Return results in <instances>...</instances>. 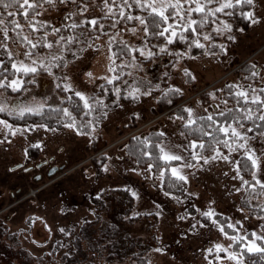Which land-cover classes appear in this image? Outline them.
Instances as JSON below:
<instances>
[{
    "label": "rangeland",
    "instance_id": "rangeland-1",
    "mask_svg": "<svg viewBox=\"0 0 264 264\" xmlns=\"http://www.w3.org/2000/svg\"><path fill=\"white\" fill-rule=\"evenodd\" d=\"M77 4L60 3V0L41 3L34 15L26 17L23 23L17 22L19 28L9 29L6 23L0 24V44L6 46L0 47V63L1 57L7 55L12 57L13 63L23 61L31 64L35 60L37 64L34 66L38 67L41 61L49 63L53 55L61 57L52 61L59 65L51 69L52 74L48 72V76L34 79L35 85L26 93L24 102L31 105L45 100L47 104L60 101L54 93L57 84L63 89L70 85L71 91L65 92H81L89 97L102 82L118 76L112 71L118 64L125 77L117 84L115 92L119 89L120 94L130 96L129 92L139 87L141 94L135 99L121 101L107 113L100 128L94 129L92 134H79L74 127L66 126L48 128L36 125L25 131L27 128L7 120L11 130L0 124V226H5L10 232L26 229L27 218L37 216L39 219H33L32 225L42 235L36 239L48 244L52 239L64 236L66 232L61 228L79 225L84 217L91 218L90 195L102 187L126 188L132 196L134 213L154 214L149 219L155 223L160 245L151 251V264H237L236 260L228 259L230 254L239 256L242 264H248L241 256L243 245L247 240L255 239L253 233L264 236V189L259 194H245L246 185L242 186L241 180L233 177L237 174L235 162L247 149L253 150L264 163V133L249 134L246 124L239 128L232 123L247 138L243 140L245 147L225 153L220 150L229 157L228 160L217 158L207 164L203 160L199 163L194 160L191 163L195 167H183L185 162L191 161L194 151L188 145L193 140L183 135L180 129L183 121L168 112L182 103L184 109L190 107L193 110V118L221 112L233 102L227 99L230 94L227 85L246 88L251 85L257 90L264 87V0H254L253 5L245 8V12H253V19L258 21L252 23L248 20L245 27H240L237 22L233 24L226 15L218 13L219 20L231 24L232 31L218 34L213 29L217 26L222 28V25L211 23L212 32L204 30L199 39L205 45L203 53L199 54H191L189 48H172L165 52H161V48H151L139 21H127L120 16L121 11L142 16L131 12L123 0H115L114 3L109 0L111 13L104 0L87 3V12L81 11L84 4L78 0ZM91 19L102 20L99 25L104 27L98 26V32L93 33L81 27L86 23L81 24V21ZM132 21L134 23H130ZM73 23L79 26L73 28ZM4 28L8 29L7 39L3 38ZM55 28L60 31L54 34ZM18 31L23 38L28 37L34 43L39 40V44H43L42 51L37 50L38 46L31 49L25 39L23 43L18 42L14 36ZM204 35H211L212 39L204 40ZM229 36L234 39H228ZM46 43H52L53 47H45ZM115 43L118 44L116 57L120 58L116 63L112 52ZM126 46L143 49L145 53L150 50L153 55L147 57L139 52H128ZM30 50L35 54L28 58L24 53ZM246 61L255 68H250L252 70L247 73L236 70ZM185 69L190 76L185 75ZM253 71L259 72V76L253 77ZM88 73L92 74L91 77ZM14 79L25 82L24 78ZM170 88L179 89L183 100L163 112H155L159 95ZM207 89V102L198 101L197 95ZM249 94H252L251 89ZM149 129L163 133L159 144L167 151L184 157L169 169L176 167L187 177L186 189L190 198L180 199L164 193L159 187L161 172L152 178L149 167L136 165L120 144L131 133ZM32 147L37 151L30 155ZM92 147L93 152L90 151ZM19 163V167L13 168ZM53 166L57 170L48 176L47 172ZM25 167L30 168L25 171ZM257 175L264 178V168ZM244 198L245 203L262 214L251 213L242 206ZM210 210L215 216L226 217L228 224L235 225V228H230L232 233L225 235L218 222L212 223L213 217L207 218L205 223L200 220V217H205L203 213ZM236 236L247 239L237 245L239 249L233 250L236 244L232 237ZM24 239L23 233L17 236L0 234V264H41L39 260L28 257V254L38 255L42 252L40 248L25 243ZM256 243L264 246V240ZM216 245H221L225 251H218ZM4 253L7 255L3 256Z\"/></svg>",
    "mask_w": 264,
    "mask_h": 264
},
{
    "label": "trees",
    "instance_id": "trees-1",
    "mask_svg": "<svg viewBox=\"0 0 264 264\" xmlns=\"http://www.w3.org/2000/svg\"><path fill=\"white\" fill-rule=\"evenodd\" d=\"M33 1V0H32ZM81 4H87L94 1L101 0H78ZM5 3L8 0H4ZM132 0H129L131 4ZM20 3L23 4V0H20ZM34 3L37 4H46L47 0H34ZM249 7L248 5L237 6L236 8L229 9L233 13L231 16H227L229 21L237 22L240 27H245L248 24V19H245L241 13L245 12V8ZM131 12H138L142 16H147V11L141 10L140 8L133 5L130 7ZM24 8H19L13 6L7 9L0 7V20H4L5 23L9 26V29L15 27L16 23H23L26 17L34 15L37 11L35 9H28V15H23ZM12 12L15 15L9 16L8 13ZM195 19H200L198 15L193 16ZM98 25L90 28V24L85 23L81 27L88 30V32H98L99 22L102 20H97ZM128 21V20H127ZM130 23H134L133 21ZM17 29V28H16ZM211 29V22L204 25L202 28L198 29L200 36L197 37L200 39L204 30L208 32ZM157 29L149 25V32L154 33ZM177 31H180L177 29ZM211 31V30H210ZM212 32V31H211ZM19 31L14 34L15 39L23 43L25 42L24 38L19 34ZM17 35V36H16ZM185 35H191L186 33ZM147 43L151 48L160 49L161 47H167V49L172 48H189V44L186 41L176 39L172 44H166V39L157 35L144 36ZM39 44L37 50L42 51V47ZM117 43L113 44V56L115 63L119 61V57H116V47ZM191 54L203 53V48H197L195 46L189 48ZM121 54V51H119ZM161 53V52H159ZM158 53V54H159ZM12 57L4 55L1 57L0 63V80L5 81V83L13 80L14 78H24L23 84L19 91H13L9 88H0V93L3 97L7 98V102L11 104H26L24 100L26 99V93L33 88L35 85L34 79L37 77H46L48 76V71H45L43 68H39L36 74L24 75L22 72H17L12 68ZM249 61L244 62L236 70H241L244 72L251 71L252 68ZM39 67V66H38ZM113 73L118 75V79L112 80V83L102 82L97 89L89 96L90 104L93 105L91 111L84 107L83 101L79 97L75 96L73 92H65L62 87L54 86V93L59 97L60 101L56 103H48L47 106L43 109V112L40 115H26L24 118H19L17 116H9L6 113H0V118L7 120L8 122L24 127L27 129H32L36 125H45L48 128H61L68 123H71L72 120L75 121L76 127L74 129L79 134H92L94 129L100 128L101 122L106 118L107 113L110 110L115 109L121 101H128L133 98L126 96L124 94H117L115 88L118 83L125 77V72L122 71V67L118 64L114 66ZM264 88V87H262ZM174 89V88H170ZM165 90L164 94L159 95L157 99V106L155 112H163L164 110L175 106L183 100V96L175 91ZM208 90L202 91L197 95V99L200 102H207L208 99ZM195 93V92H193ZM264 98V94H261ZM227 99H230L232 104L229 107H226L223 111L225 116H220V112H211L210 114L198 115L193 119H196L197 123L193 125V128H203L204 132H209L211 135H203L199 131H189L185 129L183 123L180 125V129L183 135L188 140L197 141V143L203 141L208 147L201 149H193L194 152H200L205 155H214V149L219 148L222 152L229 151L228 147H225L223 144H217L216 140L228 139L224 133L218 132L216 129L221 124L235 123L231 117H236L241 120L242 124H246L249 134L253 133H264V120L258 119L259 115L264 114L259 105H253L250 102L245 104L243 100L238 99L234 95H227ZM183 104H180L173 108L170 112V115H187L183 111ZM251 108L253 112V118L250 120L242 119L246 115V111H241L240 109ZM63 109H67L71 114L70 117L65 116ZM231 109V113L229 110ZM261 111V114H260ZM212 115L215 124L207 120L198 119L200 117H207ZM160 132L157 130L149 129L148 131L138 130L136 133H131L125 139L121 141V145L124 146V150L129 158H131L136 165L140 167L153 165L151 171L152 178H156L161 170H165L166 174L163 178L160 179L159 187L161 190L175 198H190L191 196L187 192L186 182L180 181L171 175V172L168 171L170 165L177 163L178 161H171L168 164H165L163 160L154 158L159 154V150L146 146L143 141L147 139L150 145L159 144L162 140V136L159 135ZM230 135V134H229ZM243 135V134H242ZM244 139H233L229 140L232 148L235 150H241L242 148L239 145L243 144ZM94 143V142H93ZM119 144V145H120ZM95 146V144L93 145ZM96 149V147H95ZM36 147L29 149V154H36ZM91 152L94 151L92 147ZM149 152L152 155L146 156L144 152ZM191 161L194 162L192 156H190ZM92 161L95 162V157L92 158ZM237 161L240 162V174L248 180L250 183H253L250 179V173L252 171L250 161L245 157V154H241ZM248 165V169L245 170L244 165ZM247 190L245 194H259L262 188L256 186L255 188L246 185ZM90 202L92 203L91 208V218L84 217L82 218L81 223L77 226L72 225L69 228H61L62 231L66 232L64 236L52 239L50 243L47 244L46 241H39L38 237L42 233L38 228H33V219H39L37 216L35 218H27L26 229L19 228L12 232L8 231L5 226H0V234H7L12 236H17L20 233L24 234V242L40 248L42 252L38 255L28 254V257L33 258L34 260H39L41 264H151L150 254L151 251L157 249L160 245L159 238L156 235L155 223L151 222L149 219L150 216L154 215L153 213H134L133 212V201L132 196L126 188H101L97 193H94L89 196ZM245 198L242 199V206L249 209L251 213L262 214L254 206L245 203ZM187 209V208H186ZM264 214V213H263ZM221 227H223L224 232L232 233L230 228L227 226L228 219L224 216H214L213 217ZM200 220L205 223L207 218L200 217ZM41 221V220H40ZM44 229V228H43ZM60 229V230H61ZM237 244L233 250H237ZM60 251V253H58ZM244 260L248 264H264V254L262 253H248L242 250ZM7 255L4 253L3 256ZM6 258V257H4ZM10 264V262H9Z\"/></svg>",
    "mask_w": 264,
    "mask_h": 264
},
{
    "label": "snow or ice",
    "instance_id": "snow-or-ice-1",
    "mask_svg": "<svg viewBox=\"0 0 264 264\" xmlns=\"http://www.w3.org/2000/svg\"><path fill=\"white\" fill-rule=\"evenodd\" d=\"M48 3H52L53 0H47ZM114 3L115 0H112ZM60 3H72V4H77V0H60ZM123 3L127 7H132L135 5L136 7L140 8L141 10L147 11V16H132L128 15L125 12L121 11L120 16L127 19V20H138L139 23L143 26V31L145 33V36H148L149 34L151 35H157L160 37H164L166 39V44H172L176 39L186 41L189 44V48L195 46L197 48H203L205 47L204 44L200 43V40L197 38L200 36V32L198 29L202 28L204 25L208 23H213L219 25H222V28L217 26L216 28L213 29L214 32L216 33H221L223 31L226 32H231L232 31V26L231 24L227 23L226 21H221L219 20L217 14L218 13H223L226 16H231L233 15L232 12L226 11L227 9H233L236 8L237 6H244V5H253L254 0H132L131 4L129 3V0H123ZM104 4L106 7L109 5V0H104ZM213 7V5H217ZM17 6L19 8H24L25 11L23 12L24 16L28 15V9H35L37 7L36 3H30L29 0H23V4L20 3V0H8L7 3L4 2V0H0V7H3L4 9ZM79 7V5L77 4ZM88 6L85 3L83 7L81 8L82 12H87ZM109 13L112 12V8L108 7ZM198 15L200 19H195L193 16ZM9 16L15 15V13L9 12ZM241 15L248 20H251L252 23H257L258 21L253 19V12L247 11V12H242ZM88 23L92 25L93 27L98 25V21L96 19H91L87 21H81V24L83 23ZM4 20H0V24H4ZM11 23H15L16 28H19L20 25L19 23H16L15 21H12ZM149 25H151L153 28L157 29L156 32L150 33L149 32ZM79 25L76 23H73L71 27L76 28ZM99 27L102 29L104 26L102 24L99 25ZM179 29L180 31H177ZM33 30H35V27L33 26ZM60 29L55 28L53 29V33H58ZM135 31V29H133ZM8 29L4 28L3 29V38L7 39ZM186 33H189L191 35V39H189L188 35H185ZM19 35V33H18ZM99 38V37H97ZM26 42L31 46V49H36L37 46L39 45L40 41L38 40L37 42H33L31 39L28 37H24ZM61 40H64V37L60 38ZM204 40H211L212 37L211 35H204L203 36ZM228 39H234V37L229 36ZM56 43H60V41H56ZM45 47L52 48L53 45L52 43H46L44 45ZM0 47H6L3 44H0ZM126 49L128 52H139L141 56H147L150 57L153 55L152 51H145L140 48H128L126 46ZM161 52L167 51V47H161L160 49ZM35 53L33 51H27L24 53V55L28 58H31ZM178 56L180 54H177ZM61 57H57L53 55L51 57V61L49 63L45 64L43 61L40 62L39 67L34 66L37 64V61L32 60L31 64H25L23 61H20L19 63L14 62L12 64V68L15 69L17 72H22L24 75L28 74H36L39 70V68H43L45 71H48L49 74L51 73V69L53 67H58L59 65L56 63H53L52 61H57L60 60ZM133 60H135V57H133ZM255 68V65L252 66ZM111 71V69H110ZM186 76H190L191 74L188 72L187 69L184 70ZM253 77L259 76V72L253 71L252 73ZM89 77H91V73L87 74ZM66 79V78H65ZM113 79H118V77H113ZM194 79V77H193ZM23 81L19 79H14L11 80L7 83L5 81L0 80V88H11L13 91H19L21 88ZM108 83H112V79L108 80ZM60 85H57L59 87ZM227 87L230 90V94L234 95L240 100H243L245 104L251 103L253 105H259L262 110H264V98H262L261 94H264V88H260L259 90L252 88L251 85L247 86V88L243 85H227ZM235 88L237 91L232 92L231 90ZM249 89H251V95L249 94ZM65 91H71V86L67 85L64 88ZM170 91H175L179 92V89H170ZM117 94H119V89H117ZM140 93L139 87H134L131 92H129V95L132 98H137ZM144 95H147L149 93H143ZM75 96L79 97L81 101L84 103V107L91 111L93 105L90 104V99L89 97H85L83 93L81 92H75ZM209 95H213L210 93ZM47 106V101H41L35 104H9L7 102V99L3 97L2 94H0V113H6L9 116H17L19 118H24L26 115H40L43 112V109ZM241 111H246V115L242 117V119L245 120H250L253 118V112L251 108L247 109H240ZM184 112L187 113V117L183 115L176 116L175 118L178 120L183 121V126L185 129H188L190 132L191 131H199L202 132L203 135H211L209 132H204L203 128H193L192 126L197 123L196 119H193V110L190 107H186L183 109ZM63 113L65 116L70 117L71 114L68 112L67 109H63ZM229 113H231V109L229 110ZM220 116H225L224 112L219 113ZM198 119L201 120H207L212 122L213 124L216 123L214 121V118L212 115H208L207 117H200ZM231 119L235 122V125H238L239 128H243L244 125L241 123L240 119H237L236 117H231ZM258 119L264 120V114L259 115ZM0 124H3L5 127L9 128L11 130L12 126L8 124L6 120H0ZM66 127H76L75 121L72 120L71 123H68L65 125ZM37 127H46L45 125L41 124L38 125ZM29 129H25V131H28ZM51 130V129H50ZM218 132L224 133L228 139L224 140H216L217 144H223L225 147L229 148V151H234L235 149L232 148L231 144L229 143V140L233 139H247L244 135L241 134L240 131H238V128L234 126L232 123L228 124H221L217 129ZM15 131H19V129H16ZM248 131H251V129H248ZM79 132V130H78ZM15 134V132H13ZM230 134V135H229ZM159 135H163V133H160ZM143 143L146 146H151L159 150V154L155 156L154 158L163 160L165 164H168L171 161H181L184 160V157L181 155H177L175 153H172L170 151H167L165 146L162 144H154L150 145L149 141L145 139ZM188 147L192 149L196 148H201L204 149L208 147V145L201 141L197 143V141H191ZM239 147L243 148L245 147L244 144L239 145ZM215 155L211 157H204L202 153L200 152H193L192 153V159L196 160L197 163H199L200 160H203L204 164H207L210 162V160H216L217 158H222L224 160H228L229 157L223 155L219 148L214 149ZM144 155L146 156H151L152 154L149 152H144ZM245 157L248 161H250L251 168L254 169L255 171H252V180L255 181V184H251L248 180H245L244 177L240 174V162L236 161V176L233 177V179H240L243 185H249L252 188H255L256 185H259L260 188L264 189V178L258 177L257 173L260 172L262 168H264V163H262L259 158L256 156L255 152L251 149H247L245 152ZM153 165H149V170H151ZM183 167H195L191 162H185L183 164ZM245 170L248 169V165H244ZM168 171L171 172V175L175 177L176 179L180 181L187 182V177L182 175L179 171L178 168L176 167H171L168 169ZM166 174L165 170H161V178L164 177ZM239 191V189H237ZM135 195V194H134ZM203 215L206 218L211 219L212 217L215 216V213L213 211H207L204 212ZM212 223H217L216 220H212ZM239 223V222H237ZM229 228H235V225L233 224H228L227 225ZM220 230L223 232V227L220 228ZM227 235V233H225ZM255 239L254 240H247V243L243 245L244 249L248 253H264V246H260L256 243L257 240H264V236H256L255 233L252 234ZM247 237H242V236H236L232 237L233 243L237 244L238 246L241 244L242 241L246 240ZM218 251H225V249L222 248L221 245H216L215 246ZM209 252L212 251V249H208ZM243 253L241 254V256ZM219 259V257H218ZM228 259L236 260L237 264H242V260L240 259L239 256L230 254L228 256Z\"/></svg>",
    "mask_w": 264,
    "mask_h": 264
},
{
    "label": "water",
    "instance_id": "water-1",
    "mask_svg": "<svg viewBox=\"0 0 264 264\" xmlns=\"http://www.w3.org/2000/svg\"><path fill=\"white\" fill-rule=\"evenodd\" d=\"M21 164H16L13 168H16V167H19ZM40 164H38L37 166H39ZM63 166H59V168L61 169ZM30 167H25L24 170H29ZM57 170V167L56 166H53L52 168H50L47 172V175L50 176L52 174H54V172Z\"/></svg>",
    "mask_w": 264,
    "mask_h": 264
}]
</instances>
